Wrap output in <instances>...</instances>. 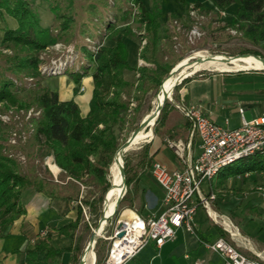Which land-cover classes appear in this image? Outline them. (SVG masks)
<instances>
[{
	"label": "trees",
	"instance_id": "obj_1",
	"mask_svg": "<svg viewBox=\"0 0 264 264\" xmlns=\"http://www.w3.org/2000/svg\"><path fill=\"white\" fill-rule=\"evenodd\" d=\"M45 1L54 14L53 27L42 25L35 0H0V10H5L18 23L16 28L4 29L0 44V110L16 105L18 109L38 111L27 120L32 124V138L25 145L15 146L26 155L25 167L9 156L11 148L6 141V128L0 121V232L27 213L22 198L27 189L52 198L80 199L91 208L92 223L97 225L102 216L105 193L111 186V161L130 131L139 126L137 113L147 92L158 90L176 62L196 47L187 42L179 29L182 23L178 22V25L175 22V13H170L167 22L163 20L161 2L149 8L144 0ZM180 1L198 14L207 16L201 24L203 44L240 37L250 42L252 47L242 46L238 54L264 57V0H212L211 5L202 0ZM231 6L233 11L229 19L224 20L225 12ZM133 21L142 30L138 35L145 38L138 54L144 64L130 60L127 36L132 33ZM121 24L126 26L121 28ZM175 35L178 40L173 37ZM180 40L183 46L178 52L174 43ZM59 41L65 44L63 50L73 42L70 50L82 52L81 56L86 57L78 68L69 69L74 82H80L88 66L94 64L91 73L93 86L86 113H82L74 98H61L58 91L43 85L41 78L36 80L34 87H27V77L40 75L39 65L45 61L40 52ZM130 73L132 78L128 77ZM208 73L187 76L179 84ZM175 97L179 99L177 94ZM170 103L165 100L154 124V135L161 134L172 109H175ZM118 126L126 129L122 138L116 134ZM149 148V142L142 144L135 165L130 154L125 153L126 186L131 188H127L119 203L132 205L138 192L141 168H149L154 162ZM42 150L53 154L63 177L67 178L65 184L50 178L49 172L43 170L38 160ZM248 157L250 160L247 163L227 166L219 174L220 183L234 175L243 178L245 172L251 170L264 171V152H255ZM81 184L90 188L82 193ZM76 207V217L56 228L59 235L69 238L71 246L53 245V231L47 228V232L39 235L32 247L25 248L24 264H65L62 262L65 251L71 252L68 264H78L82 247L76 230L83 219V208L80 204ZM249 208L259 214L255 208ZM220 235L233 243L227 231L221 229ZM108 243L107 239H97L96 263L102 262Z\"/></svg>",
	"mask_w": 264,
	"mask_h": 264
},
{
	"label": "crops",
	"instance_id": "obj_2",
	"mask_svg": "<svg viewBox=\"0 0 264 264\" xmlns=\"http://www.w3.org/2000/svg\"><path fill=\"white\" fill-rule=\"evenodd\" d=\"M211 4L212 0L211 3L208 2V5ZM232 9L233 6L226 11L224 20L229 19ZM0 18L1 34L6 27L16 28V18ZM130 60L136 63L132 51ZM246 69L243 67L240 70L224 69L209 72L205 76L192 77L182 85L180 99L187 103L201 105L204 114L213 118L215 122L229 127L239 126L242 117L247 120L253 118L264 120V72ZM168 140L183 141L192 156L199 153V140L197 136L191 135L189 120L176 108L172 109L165 128L161 129V134L154 135L148 141L153 160L175 169L180 167L181 162L174 150L168 146ZM150 168L140 170L138 192L132 205H129V209L134 208V215L147 216L163 211L161 200L164 191L150 174ZM220 173L222 171L212 178L206 190L212 188L216 191L217 196L214 199L216 212L227 216L230 220V214L235 212L238 215L244 207L251 206L259 212L254 215L252 213L247 218L240 213L244 218L238 225L233 222L240 236L235 235L232 236L233 238L230 236L234 245L245 249L244 251L239 248L242 252L254 256L255 252L264 251V231H262L264 229V171L251 170L245 172L243 178L240 175H234L226 178L222 183H220ZM238 181L243 184V187L249 181L260 183V185L257 191L246 192L241 190L242 186H237ZM237 194H240L238 200ZM22 198L27 213L0 232V264H24L25 248L32 247L34 240H37L39 233L45 228L53 231L52 243L56 247H68L72 244L68 237L59 235L56 228L76 217L77 204L74 200L64 197L52 198L32 189L25 190ZM192 225L193 231H188L184 226L178 227L175 239L167 241L161 247L150 241L125 264H194L197 259L201 260V264H226L220 254L204 245V242L221 236V229L225 230L222 224L218 220L216 222L205 209L204 214H199L198 217L196 214L193 216ZM240 229L247 238L241 235ZM70 255L71 252L65 251L62 262L68 264Z\"/></svg>",
	"mask_w": 264,
	"mask_h": 264
},
{
	"label": "built area",
	"instance_id": "obj_3",
	"mask_svg": "<svg viewBox=\"0 0 264 264\" xmlns=\"http://www.w3.org/2000/svg\"><path fill=\"white\" fill-rule=\"evenodd\" d=\"M76 55L79 56V53ZM64 64L60 62L59 66H48V72L57 74L66 69ZM78 64L80 63L76 65ZM81 89L85 90L83 86ZM174 104L189 120L191 135L197 136L199 140V153L192 156L187 151V145L181 140L167 141L168 146L180 159V167L172 169L164 163L154 161L150 168V174L164 191L161 200L163 211L147 216L136 214L131 218H120L110 233L102 234L109 243L101 264H125L150 241L161 247L167 241L175 239L178 227L184 226L188 231H193L192 219L198 206H203L216 222L218 220L231 237L240 236L238 228L227 216L214 211L216 217H213L210 213L211 201L216 199V194L212 188L205 192L201 184L211 181L223 168L241 157L264 152V120L260 118L247 120L242 117L239 126L229 127L215 122L213 118L204 114L199 104L187 103L182 99H178ZM14 140L15 137L12 141ZM84 187L81 184V192ZM76 202L85 211L81 200L78 199ZM137 219L141 223H136ZM46 232L47 228L41 230L39 234L43 235ZM204 245L220 254L226 264H264V251L255 252L254 256L247 255L223 236L204 242ZM201 263L200 259L194 262Z\"/></svg>",
	"mask_w": 264,
	"mask_h": 264
},
{
	"label": "rangeland",
	"instance_id": "obj_4",
	"mask_svg": "<svg viewBox=\"0 0 264 264\" xmlns=\"http://www.w3.org/2000/svg\"><path fill=\"white\" fill-rule=\"evenodd\" d=\"M189 1H192V0H189ZM202 1H204L207 5H208V2L211 3V0H202ZM144 2L149 8H153L157 2H161L162 7H163V12H164L163 13V20L166 22H167V19H168L170 13L176 14L175 22L178 25H180L178 22L182 23V25H181L182 27L179 26V29L184 33L183 35L187 38L186 39L187 42L189 44H193V46L194 45L196 46V47L188 50L184 54L182 59L187 57V56H191L192 54L196 53L197 51H202L206 54H224L227 56L241 55V54H238V49L240 47H242V46L252 47V44H250V42L245 41L240 37H233L232 39H230L228 41H222L221 43L206 42V44H203V40L201 41V39H204V32L201 30V24H202V21L206 20V18H207L206 15L198 14L196 11L191 9L188 5L183 4L180 0H144ZM35 7L40 14L42 25L53 27V24L55 23V19H54L53 12L49 9L48 2L45 0H35ZM133 11L135 12V9ZM0 17H2L3 19H8V18H11L12 16L7 15L5 10H0ZM178 18H180V19H178ZM223 19H224V17H223ZM125 26H126V24H121V28H124ZM131 26H132V33L127 36L129 43H130L129 44L130 50L134 54V60L136 61V63L144 64L145 61L143 59L139 58L138 54H139V51H141L142 47L145 44V38L143 36L138 35V34L142 33V30H140V28L138 27L137 22H135V21L131 22ZM232 32L234 33L235 31L233 30ZM135 34H137V35H135ZM3 35H4V33H2L0 35V44L2 42ZM173 37L177 39L176 35ZM71 43L73 44V42H71ZM71 43L67 46V48L65 50H63V46L65 44L63 42L59 41V42H56V43L50 45L46 50H43L42 52H40V54H39L40 57L45 59V61H42L39 65L40 75L37 77H27L26 84H27V87H29V86L34 87L36 85V80L41 78V83L43 85H46L50 89L58 91L61 98H74L76 100V102L79 104V106L82 110V113H86V110L88 108V101H89V98L91 95L90 93H91L92 86H93V80H92L91 73L94 70V64L91 63L88 66L86 72L83 73L84 75L82 76V79L80 80V82H78V83L74 82L73 76L69 73V69L72 67L75 69L78 68L79 64L78 65H76V64L81 63V61H84L86 59V57L84 55L81 56L82 52L79 53L80 54L79 56L76 55L77 54L76 51L70 53L72 51V50H70ZM198 44H200V45H198ZM182 46L183 45H182L181 40H180V42L176 41V43H174V48L178 52L180 51V49H182ZM4 51H7V49H4ZM64 61H66V62H64ZM60 62L65 63L63 65L66 68L65 70H63L57 74H51L48 72L49 71L48 66H50V67L55 66V65L59 66ZM176 64H177V62H176ZM240 68H242V67H239V66H236L235 64H230V63H229V67L228 66L227 67L209 66V67H203V68L197 70V72L195 71L190 76H197V74H200L201 72H215V71H220V70H224V69L240 70ZM247 69H251V70L253 69V70H258V71L264 72V69H262V68L258 69V68L248 67ZM128 77L132 78L133 76L130 73V74H128ZM183 84L184 83L179 84L176 88L174 87L172 92H171V96L168 99L171 102L170 104H172L175 108H176V106H175L174 102H176L178 100V98L175 97V94H177L179 96V99H180L181 89H182ZM82 86L85 88V90L81 89ZM157 95H159V91H157V90L155 91V89H151L147 92V94L144 98V101H143V106H141L140 111L137 113L138 123H140L142 121V119H144L146 117L145 115L149 114L153 110V108L155 106V99H156ZM176 109H178V108H176ZM36 113H37L36 111L35 112L32 111V108H29L28 110H26V109L24 110V108L18 109L16 105L9 106L8 109H5V110H0V121H1L2 125L5 126V128H6V141L9 142L8 144H10V148H11V149H9V147H8L9 156L18 160V162L21 163L22 165H24V167L26 166V161H27L26 155H25V153L20 152V150H18V148H16L15 146L25 145L26 142L28 141V139L32 138L31 137L32 124L28 123L27 120H29V117L31 116V114L34 115ZM6 114H9V116ZM151 127L154 128V125L150 126L149 129H151ZM134 130L130 131V134H132V132ZM125 132H126V129H121L119 126L116 127V134L120 138L124 137ZM130 134L127 135L126 139L130 136ZM153 136H154V134L151 137H153ZM14 137H15V140L13 142L12 140ZM151 137H146V138L140 140L139 142L135 143L134 145L132 144L131 147H129V149L127 150V152L132 157L131 161L134 165L137 164V162H138L137 160H139V156L137 155V153L140 150H142V144H145L146 142H148L151 139ZM38 160L41 161L40 165H42L43 170L49 172L50 178H52L55 181L62 183V184L66 183L67 178L63 177L62 171L59 169L60 167L56 164V162L54 160V156L51 152L46 151V150H42L40 152ZM249 160H250L249 157L246 156L242 159L237 160L236 162H234L230 166L242 165L244 163H247ZM52 164H53V166L56 167L55 169H54V167L52 168ZM227 168L228 167H225L221 171H223L224 169H227ZM141 171H142V168H141ZM209 183H210V181H205L204 183L201 184L202 189L204 191L207 190V185ZM237 184L236 185L238 187L242 186V189H241L242 191H246V192H251L253 190L257 191L258 190L257 187H258V185H260V183H256L253 181H249L248 183H245L244 187L240 181H238ZM88 188H90V187L85 186L84 189L82 190V193L86 192V190ZM127 188H131V186H129V187L126 186V188H125L126 191H127ZM213 192L216 194L215 190H213ZM216 196H217V194H216ZM238 197H240V194H237V200L239 199ZM75 202H76V200H75ZM215 203H216V201H214V199H213L211 201V208H212V210L217 211V208L215 207ZM76 204H77V202H76ZM83 205L85 207V211L83 210V219H82L81 223L79 224V226L76 230V237H79L78 242H79V245L82 247L80 259H81V256L83 255L84 251L86 250L88 243L90 242V239L94 233V229L96 228V226L98 225V222H99V220H98L97 225H95V226L93 225V223H92V217L93 216L91 214V208L88 205H86L85 203H83ZM129 207L130 206L128 205L127 202L119 203V206H118L116 212L113 214V216H110V218L107 220V225L105 226L102 233L99 234V237L103 238L102 234L106 235L107 233H110V230L113 229L115 223L120 218H131L134 215L135 210H134V208L129 209ZM137 207H138V204H137ZM202 213L203 214L205 213V209L202 206H200V207H198L197 212H195L196 217H198L199 214H202ZM240 213H242L244 215V217L247 218L248 215L252 214L253 212L251 211V209L244 207V209H242V211H239L238 215L235 212L232 213V215L230 214L229 217L231 218V221L234 222L236 225H238L239 221H241L244 218L240 215ZM253 215H254V213H253ZM262 231H264V229ZM240 232H241V235H243V237L245 238L246 234H244L241 231V229H240ZM103 239H105V238H103ZM95 244H96V242H94V245L92 247L94 252H95ZM239 248L245 251V249L242 246ZM106 251H107V249L104 252L103 259L106 255ZM79 263H80V261L78 262V264ZM94 264H101V263H96V260H95Z\"/></svg>",
	"mask_w": 264,
	"mask_h": 264
},
{
	"label": "bare ground",
	"instance_id": "obj_5",
	"mask_svg": "<svg viewBox=\"0 0 264 264\" xmlns=\"http://www.w3.org/2000/svg\"><path fill=\"white\" fill-rule=\"evenodd\" d=\"M230 64H235L236 66L243 67V68H259L264 69V60L260 57L254 56L253 54H245V55H234V56H227L224 54H206L202 51H197L196 53L192 54L191 56H187L177 62L178 66H180L174 73L167 74L163 81V85L161 90H159V95H157L155 99V106L153 110L145 115L149 123L147 128H140L136 137L132 141L131 145L139 142L140 140L151 137L152 133L149 127L154 124L155 121V114H156V107L160 102L164 100L166 95L171 96V92L176 84L180 81L183 76H190L195 71L209 66H223L229 67ZM152 138V137H151ZM131 146H128V148ZM128 148H121L115 155V158L112 163L110 164V180L111 186L109 190L105 193L104 201H103V213L105 214L104 218L98 222V225L94 229L95 235H99L104 230L105 226L107 225V217L113 216V211L116 207L117 198L122 195L124 192V178L122 175V166H123V159L124 155L127 152ZM56 168L52 164V168ZM213 217H216V212L211 210ZM106 217V218H105ZM136 223H141L139 219L136 220ZM93 243L90 241L86 250L84 251L83 255L81 256V263L80 264H94L96 260L95 252L92 248Z\"/></svg>",
	"mask_w": 264,
	"mask_h": 264
},
{
	"label": "water",
	"instance_id": "obj_6",
	"mask_svg": "<svg viewBox=\"0 0 264 264\" xmlns=\"http://www.w3.org/2000/svg\"><path fill=\"white\" fill-rule=\"evenodd\" d=\"M242 55H245V54H242ZM254 56H257V57H260V58H262L263 60H264V57H261L260 55H256V54H253ZM180 66H178V64H176L172 69H171V71L169 72V74H171V73H174L178 68H179ZM168 74V75H169ZM192 75V74H191ZM185 77H187V76H183L181 79H180V81L177 83V84H179L181 81H182V79H184ZM164 79L165 78H163V80H162V82H161V84H160V87H159V89L157 90V91H159V90H161V87H162V85H163V81H164ZM176 84V85H177ZM170 98V96H168V94L166 95V97L164 98V100L162 101V102H160V104H158V106L156 107V114H155V121H154V124H155V122H156V120H157V118H158V116H159V114H160V112H161V110H162V108H163V106H164V103H165V100L166 99H169ZM146 118V117H145ZM142 119V121L140 122V124H139V126L132 132V134H130V136L117 148V151H116V153L118 152V150L119 149H121V148H128V146H131V143H132V141L134 140V138L136 137V135H137V133H138V131H139V129L140 128H146L147 127V125H148V123H149V121L147 120V119ZM154 124H152V125H154ZM151 125V126H152ZM150 133H152V135L154 134V130H153V128L151 127V132ZM129 149V148H128ZM116 153H115V155H116ZM115 155H114V157H113V160H114V158H115ZM122 175H123V178H124V192L122 193V195H120L118 198H117V201H116V207H115V209H114V211H113V213H115L116 212V210H117V208H118V206H119V202L121 201V199H122V197L125 195V193H126V179H125V170H124V164H123V166H122ZM104 216H105V214L103 213V210H102V216L100 217V219H99V222L104 218ZM106 218V217H105ZM107 219H109V217H107ZM94 233H95V231H94ZM93 233V235H92V237H91V239H90V241H92V243H93V245H94V242H96L97 241V239L99 238V235H95ZM122 234V232L120 233V235ZM93 247V246H92ZM80 263H81V259H80ZM79 263V264H80Z\"/></svg>",
	"mask_w": 264,
	"mask_h": 264
}]
</instances>
